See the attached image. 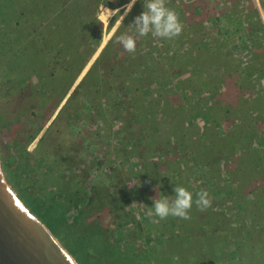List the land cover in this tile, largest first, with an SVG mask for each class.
<instances>
[{
  "label": "rangeland",
  "instance_id": "1",
  "mask_svg": "<svg viewBox=\"0 0 264 264\" xmlns=\"http://www.w3.org/2000/svg\"><path fill=\"white\" fill-rule=\"evenodd\" d=\"M81 1L64 4L76 10ZM20 2L0 0V158L14 192L74 259L264 264V0H100L89 8L84 0L79 13L92 16L78 32L92 44L100 28L101 40L70 87L81 56L68 73L67 41L57 40L59 55L39 41L53 8ZM95 65L99 82L88 90ZM167 103L176 108L163 125L155 118ZM158 126L162 139L148 141ZM167 155L169 166L160 159ZM151 156L162 185L182 180L189 203L174 200L165 211L163 193L140 171ZM106 190L125 201L120 216L96 202ZM82 209L92 240L108 232V257L72 236Z\"/></svg>",
  "mask_w": 264,
  "mask_h": 264
},
{
  "label": "trees",
  "instance_id": "2",
  "mask_svg": "<svg viewBox=\"0 0 264 264\" xmlns=\"http://www.w3.org/2000/svg\"><path fill=\"white\" fill-rule=\"evenodd\" d=\"M76 1L80 2L81 0H76ZM99 1L100 0H86V2L88 4V5H86V8L91 7V5L94 2H95V5H97V3H100ZM21 2H22V0H21ZM48 2L50 3L51 7L53 8V12L51 15V21H50V24H48L49 26H47L46 29L44 30V32H42L39 35V41H41L40 43H42L41 46H43L44 49L48 50V52H52L54 50H57V55H59L63 51L62 46L58 45L57 40L64 39L65 44L67 41V44H68V45L66 44L68 46L67 50H66L67 56H68V58H70V57H71V59L73 58L71 61L67 60L66 72H68V73H71L72 70L74 69L75 65H77V63L82 61V64L80 65L79 70L74 72V73H76L75 75L71 76L73 78H71V80L69 82L68 86L70 87V86H72V84L74 82L73 80H75V78L78 76L77 73L79 74V72L83 69L84 65L87 63V59H88L87 57H90L97 50L98 46L100 45V40H101L100 38L101 37L97 38L95 36V34L97 35L98 33L102 32V30H100V28H97L95 30L94 35L92 36L93 43L89 44V42H88L89 38L83 36V34H85V33L82 32L81 30L78 32L81 24H84V22H88V19L90 18V16H92L90 13H87V11H85V14L79 13V11L81 10V4L84 3V0L81 1V3L79 4L80 6H78L76 10L73 8V6L76 2L71 4L70 8H69V4L67 6H65V4H64L65 0H48ZM54 9H55V11H54ZM59 19H62V26H60L58 23ZM88 23H90V22H88ZM92 24H94V25L98 24L99 25L100 22L97 21L96 19H94ZM261 26H263L262 23H261ZM62 35H64V36H62ZM37 39H38V37L32 42V45L30 48L31 49L30 52L34 53V54L37 53V50L35 51V47L37 48V44H36ZM85 51L87 54L85 57H82L83 53ZM38 52H39V49H38ZM151 53H153V52L152 51L150 52V56H152ZM39 54H40V52H39ZM78 55L81 56L82 60L78 61L76 59ZM171 59H174V58H171ZM94 69L96 70L95 77L93 80H91L90 84L88 85V87H87L88 90L96 89V87H97L96 85L99 82V73L97 71L96 65H95V67H93L92 71ZM80 86H82V85H80ZM213 98H215V97H213ZM164 102H166V100H164ZM116 104H118L117 98H116ZM175 108H176V106H173V107L168 106V103L166 104V106H163L161 108L159 106L158 110L160 111L161 114H157L155 119H158L157 121L162 122V124H163L166 116L168 115V113L164 115V112L174 110ZM185 110H186V108L183 107L182 105H181V107H178V111H180L178 113V115H180L181 112H185ZM186 114L189 117V112H186ZM87 116H88V114H87ZM190 121L191 122H186V125L187 124L190 125V124H192V122H194L192 120H190ZM156 128H158V129H155V128L150 129L149 128V133L147 132L148 136L146 137V139L148 141L155 140V139H158V140L162 139L161 136L159 135V133L157 134V131L161 132L160 127L158 126ZM173 131L174 130L171 127H169L167 134H169ZM177 134L179 135V138H180L179 131L177 132ZM183 134H184V136L182 137V139L188 138V135L186 133V129H184ZM225 134L228 136V133H225ZM229 135L233 136V134H229ZM177 138L178 137H176V135L174 133L173 135L172 134L170 135L169 140H171V142H175L174 148L177 147L179 149L180 141L177 140ZM171 142H170V144H171ZM171 157H172V155L171 156L167 155V156L160 157V159H163L167 163V165L169 166L172 163ZM151 158H152V160L149 159V161H142L143 164L141 166L140 171L144 172V174L146 175V184L150 187V189L155 188V189H157V191L160 194L163 193V197H164L163 201H166L165 205H167V208L165 209V211L169 212L170 210L173 209L172 203H174V200H179L181 205H183V203H185V204L189 203L187 200L186 194L184 195V193H183L184 192L183 189L185 186H183L182 180H178L177 178H172V179H174L175 182L172 180L173 182L170 183L171 178H169V180L167 182L168 184L162 185L161 179L164 177V175L162 174V172L160 170L161 164L154 160V158H158V157L151 156ZM169 159L171 160V162L169 161ZM218 161H220V159ZM181 170L183 171V169L180 168L179 173L181 172ZM175 175H177V173ZM147 177L149 178V180H147ZM120 189L121 188L118 187V190H120ZM98 190L99 189L96 187L95 188V191H96L95 195L99 194ZM106 192H107V194L105 193L104 197H101V198L97 197L96 202L98 203V205H102L103 207L104 206L105 207L106 206H109V207L112 206L113 208L110 209V214H115L117 216H120L119 212H122V209H123L122 204H124L125 201L121 200L119 198V196L109 192V190H106ZM141 193L142 192H140V194ZM93 201H95L94 197L91 198V202H93ZM68 203L69 202H67V201L65 202V204H68ZM96 205L97 204H95V202L92 205L90 203L91 209L95 210L97 208ZM102 206L100 207V209L103 208ZM90 207H89V209H90ZM185 211L186 210H184V212ZM31 212H32V214L35 215V213L33 211H31ZM124 214L125 215L123 217L130 218L128 213H124ZM80 215L82 217L77 216L75 221L73 222L72 226H70V232H71L72 236L82 246H84V244H85L84 241H87V243L91 244L92 247H96L97 253L103 254L104 257L105 256L108 257V253L110 255L111 249H112V243H111L110 237L108 235V232L106 234H103V235H102V233H97L98 237L96 239L92 240L93 229L92 228L90 229L91 224L89 223V219H87V216L85 215V210H83V209L80 210ZM121 217H117V219L119 220ZM182 218L183 217L181 216L178 218V220H181ZM54 236L57 238V236L55 234H54ZM61 243L64 245V247H66L65 242L62 241ZM189 243H193L192 235L189 239H186V244H189ZM168 244L170 246L172 245L171 242H169ZM201 248L206 250V245H203ZM178 253H177V255H178ZM88 254L91 255L89 252H88ZM187 256H188V260H189L191 255L187 254ZM201 258L202 257H199L198 260ZM194 260H195V264H198V260H196V259H194Z\"/></svg>",
  "mask_w": 264,
  "mask_h": 264
},
{
  "label": "water",
  "instance_id": "3",
  "mask_svg": "<svg viewBox=\"0 0 264 264\" xmlns=\"http://www.w3.org/2000/svg\"><path fill=\"white\" fill-rule=\"evenodd\" d=\"M0 264H79L14 192L1 158Z\"/></svg>",
  "mask_w": 264,
  "mask_h": 264
},
{
  "label": "crops",
  "instance_id": "4",
  "mask_svg": "<svg viewBox=\"0 0 264 264\" xmlns=\"http://www.w3.org/2000/svg\"><path fill=\"white\" fill-rule=\"evenodd\" d=\"M112 10H114V9H112ZM116 10H118V9H116Z\"/></svg>",
  "mask_w": 264,
  "mask_h": 264
}]
</instances>
